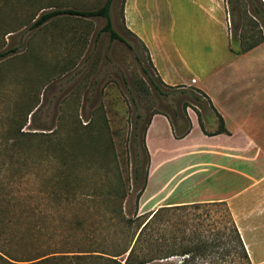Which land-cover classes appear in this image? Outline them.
<instances>
[{"label": "rangeland", "instance_id": "374dc122", "mask_svg": "<svg viewBox=\"0 0 264 264\" xmlns=\"http://www.w3.org/2000/svg\"><path fill=\"white\" fill-rule=\"evenodd\" d=\"M137 1L148 33L154 26L173 32L199 27L191 0ZM105 2L0 0V53L7 52L0 58V264H21L14 260L31 259L40 251H97L83 258L70 253L43 264H115L100 256L128 245L151 214H140L136 204L146 167L142 138L151 117L167 114L179 134L189 128L188 107L201 108L200 122L210 119L199 92L161 84L146 47L126 28V0H113L110 7L113 29L124 41L111 39L102 16L63 12L33 26L44 13L88 12ZM254 7L262 10L258 0L227 3L236 23L230 27L232 39L241 41L243 48L264 37ZM217 14V29L226 34L224 12ZM197 135L198 128L192 138ZM186 144L168 140L169 152L159 155L167 161L159 167L157 181L173 177L174 186L182 177L177 171L192 159L211 162L209 156L195 157ZM183 153L177 166L180 161L171 158ZM210 169L215 177L235 176ZM190 181L178 184L175 194L200 198L212 193L205 190L209 184L188 191ZM261 201L251 207V216L245 212L249 203L239 201L234 207L226 202L239 230L250 217L264 225ZM225 209L173 211L170 219L174 223L185 214L193 222L200 214L205 224L217 219L225 226ZM244 236L252 264H264V229L244 230Z\"/></svg>", "mask_w": 264, "mask_h": 264}, {"label": "crops", "instance_id": "0c3cea01", "mask_svg": "<svg viewBox=\"0 0 264 264\" xmlns=\"http://www.w3.org/2000/svg\"><path fill=\"white\" fill-rule=\"evenodd\" d=\"M191 1L199 13L196 17L198 28L173 32L157 30L154 26L150 33L142 26L143 11L139 9L138 1L125 2L126 28L146 47L161 84L199 92L206 100L210 113L207 122L204 118L200 122L198 113L202 114L201 108L195 106L196 110H193L188 107L190 125L180 134L167 114L156 113L151 117L145 133L149 173L139 200V211L144 214L161 207L212 202H228L235 207L241 201L249 203L245 212L251 216L255 214L251 207L263 204L261 200L264 199V43L243 51L241 41L232 39L227 0ZM261 1L264 3V0ZM220 10L224 12L226 34L217 29V13ZM197 128L198 135L192 138ZM168 140L172 145H183L190 140L191 143L186 146L191 147L195 157L209 156L212 160L192 159L186 167L177 171L182 177L174 186L171 182L173 177L159 182V167L167 161L160 160L159 155L169 152ZM183 156L184 153L171 159L179 160L177 166H180ZM240 166L243 168H238ZM210 168L235 176L215 177V171ZM189 180L192 182L188 191L209 184L205 190L212 193L205 194L200 189L203 193L200 198H184L175 194L178 184ZM251 220L250 217L246 223L242 222V237L244 230L256 233L264 229L263 224ZM243 240L252 258L245 236Z\"/></svg>", "mask_w": 264, "mask_h": 264}, {"label": "trees", "instance_id": "16d2710c", "mask_svg": "<svg viewBox=\"0 0 264 264\" xmlns=\"http://www.w3.org/2000/svg\"><path fill=\"white\" fill-rule=\"evenodd\" d=\"M113 0H106L104 5L93 11L77 12L73 10L67 11H51L42 14L37 21H35V27L40 26L53 18L56 15H60L63 12L69 14H79L86 16H102L106 19V25L104 30L110 34L112 40L118 39L124 41V39L113 29L110 7ZM262 10L254 7L255 17L257 23L260 22L264 25V3L258 0ZM251 2V0H249ZM230 3V0H227ZM231 25L234 27V15L232 11L229 12ZM261 26V25H260ZM264 43V37L259 41H256L246 47L243 51L249 50L258 44ZM242 45V43H241ZM7 52H1L0 58H4ZM90 124L85 125L90 128ZM149 123L144 129L142 138V146L145 154V175L144 183L137 194L136 204L138 205L139 199L146 187L149 173V153L145 146V133L147 131ZM221 130H223V120L220 117ZM177 138H181L176 135ZM136 173H139V168L135 169ZM127 195L123 194L122 198L125 199ZM225 206V211L229 217L228 225L221 224L215 219L212 223L205 224V220L202 219L200 214H195L192 218L193 222L187 218V215L179 214L177 222L172 223L170 214L173 211L176 212H188L189 210L200 211L203 209H211L212 211L218 210ZM122 212V206L120 207ZM208 215V213H207ZM138 216V215H137ZM186 216V218H185ZM209 216V215H208ZM208 216L207 219L208 220ZM125 218V217H123ZM201 219V220H200ZM127 221V219H125ZM223 225V227H221ZM170 227H172L170 229ZM192 230L188 232V230ZM97 251H78V252H50L44 253L40 251L35 257L24 261H19L21 264H43L50 259L60 257L71 256L77 258H83L88 254H93ZM103 257L106 261L113 262L115 264H252L249 252L244 243L239 227L225 202H212V203H194L185 204L172 207H161L157 211L150 214L148 220L140 225L137 229L131 242L123 249L116 253H103ZM128 254V255H127ZM98 256V255H96ZM120 258V260H117ZM177 260L173 263L172 259ZM6 262L11 263L9 260ZM14 264V263H11Z\"/></svg>", "mask_w": 264, "mask_h": 264}]
</instances>
